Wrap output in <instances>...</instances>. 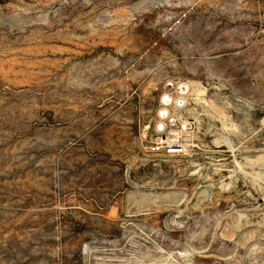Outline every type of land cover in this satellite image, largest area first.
Segmentation results:
<instances>
[{"label":"rangeland","instance_id":"1","mask_svg":"<svg viewBox=\"0 0 264 264\" xmlns=\"http://www.w3.org/2000/svg\"><path fill=\"white\" fill-rule=\"evenodd\" d=\"M0 264H264V0H0Z\"/></svg>","mask_w":264,"mask_h":264},{"label":"built area","instance_id":"2","mask_svg":"<svg viewBox=\"0 0 264 264\" xmlns=\"http://www.w3.org/2000/svg\"><path fill=\"white\" fill-rule=\"evenodd\" d=\"M181 103L178 100V106L182 107L183 104ZM171 104L163 103V109H168L170 112L168 117H161L162 109L159 112L160 122L157 125L152 151L164 157H183L187 155L190 149L189 138L192 137L193 131L191 123L186 120L176 125L175 118L168 108Z\"/></svg>","mask_w":264,"mask_h":264},{"label":"bare ground","instance_id":"3","mask_svg":"<svg viewBox=\"0 0 264 264\" xmlns=\"http://www.w3.org/2000/svg\"><path fill=\"white\" fill-rule=\"evenodd\" d=\"M178 92H179V95L181 96V98L179 99V101L182 102L181 104H183V107L186 106V104H187V99H186L187 96H194V98L196 97V99H195L196 101H202L203 100V96L205 94V91L204 90L200 89L199 87H196L195 85H193L191 83H188V84H180L178 86ZM163 103L166 104V105H169L170 103H172V100H171V98L169 96H165L163 98ZM177 103H178V101H177ZM169 114H170V112H169L168 109H162L161 110V113H160L161 117H163V118L168 117ZM259 159H261V158H259ZM255 161H257V159ZM261 161H263V159H261ZM240 169H242V168L240 167ZM181 196H183V195H181ZM179 198L181 199V197H179Z\"/></svg>","mask_w":264,"mask_h":264}]
</instances>
